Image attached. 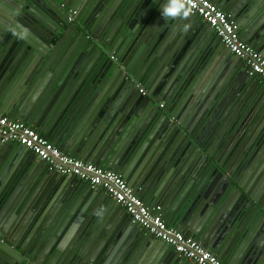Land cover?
<instances>
[{
	"label": "water",
	"instance_id": "95a60500",
	"mask_svg": "<svg viewBox=\"0 0 264 264\" xmlns=\"http://www.w3.org/2000/svg\"><path fill=\"white\" fill-rule=\"evenodd\" d=\"M209 1L264 58V0ZM165 3L0 0V113L119 174L222 264H264V84ZM45 167L0 143V264H194Z\"/></svg>",
	"mask_w": 264,
	"mask_h": 264
},
{
	"label": "built area",
	"instance_id": "2783aa9c",
	"mask_svg": "<svg viewBox=\"0 0 264 264\" xmlns=\"http://www.w3.org/2000/svg\"><path fill=\"white\" fill-rule=\"evenodd\" d=\"M189 6L191 15L199 17L210 27L224 47L244 64L248 74L264 84V58L240 40L235 26L227 15L209 0H190ZM74 14L69 13L68 23L72 22ZM139 92L143 93L142 89ZM10 142L29 150L52 172L64 177H75L102 189L126 211L133 223L141 227L151 238L162 241L179 257L194 264H222L200 243L185 237L178 229L168 226L163 219L160 206L155 205L150 209L119 174L64 154L30 125L0 115V143Z\"/></svg>",
	"mask_w": 264,
	"mask_h": 264
},
{
	"label": "clouds",
	"instance_id": "9594fccd",
	"mask_svg": "<svg viewBox=\"0 0 264 264\" xmlns=\"http://www.w3.org/2000/svg\"><path fill=\"white\" fill-rule=\"evenodd\" d=\"M189 2L190 0H166V3L161 7L162 17L166 21L169 19L187 20L191 15V8L189 6ZM189 28L190 24H185L183 26V31L187 32Z\"/></svg>",
	"mask_w": 264,
	"mask_h": 264
},
{
	"label": "crops",
	"instance_id": "0c3cea01",
	"mask_svg": "<svg viewBox=\"0 0 264 264\" xmlns=\"http://www.w3.org/2000/svg\"><path fill=\"white\" fill-rule=\"evenodd\" d=\"M25 29L22 27V30L21 29H19V31L23 34V31H24ZM0 115H4V116H6V117H9L8 115H6V114H2V113H0ZM10 118V117H9ZM45 169L46 170H49V168L47 167V165L45 164ZM49 171H51V170H49ZM199 220H198V223H197V226L199 225ZM151 239H153V238H151ZM199 243V242H198ZM205 248V247H204ZM207 249V248H206ZM209 250V249H208Z\"/></svg>",
	"mask_w": 264,
	"mask_h": 264
},
{
	"label": "flooded vegetation",
	"instance_id": "af4514ba",
	"mask_svg": "<svg viewBox=\"0 0 264 264\" xmlns=\"http://www.w3.org/2000/svg\"><path fill=\"white\" fill-rule=\"evenodd\" d=\"M142 91H143V93H140L141 95H144L145 94V92H144V90L142 89ZM160 105H162V104H159V107H160Z\"/></svg>",
	"mask_w": 264,
	"mask_h": 264
}]
</instances>
